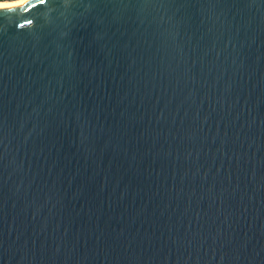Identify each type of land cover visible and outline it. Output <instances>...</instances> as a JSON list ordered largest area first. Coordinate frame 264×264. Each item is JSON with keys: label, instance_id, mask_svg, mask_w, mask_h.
<instances>
[{"label": "water", "instance_id": "obj_1", "mask_svg": "<svg viewBox=\"0 0 264 264\" xmlns=\"http://www.w3.org/2000/svg\"><path fill=\"white\" fill-rule=\"evenodd\" d=\"M0 264H264V0L0 5Z\"/></svg>", "mask_w": 264, "mask_h": 264}, {"label": "bare ground", "instance_id": "obj_2", "mask_svg": "<svg viewBox=\"0 0 264 264\" xmlns=\"http://www.w3.org/2000/svg\"><path fill=\"white\" fill-rule=\"evenodd\" d=\"M23 1H25V0H16V1H11V2H0V5L16 4V3L23 2Z\"/></svg>", "mask_w": 264, "mask_h": 264}, {"label": "trees", "instance_id": "obj_3", "mask_svg": "<svg viewBox=\"0 0 264 264\" xmlns=\"http://www.w3.org/2000/svg\"><path fill=\"white\" fill-rule=\"evenodd\" d=\"M11 1H16V0H0V2H11Z\"/></svg>", "mask_w": 264, "mask_h": 264}, {"label": "snow or ice", "instance_id": "obj_4", "mask_svg": "<svg viewBox=\"0 0 264 264\" xmlns=\"http://www.w3.org/2000/svg\"><path fill=\"white\" fill-rule=\"evenodd\" d=\"M44 2V0H41V3H43Z\"/></svg>", "mask_w": 264, "mask_h": 264}]
</instances>
